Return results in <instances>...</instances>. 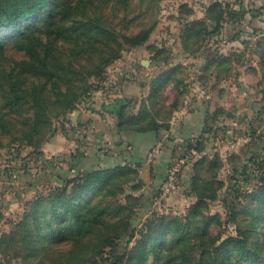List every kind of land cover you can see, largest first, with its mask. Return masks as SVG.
<instances>
[{
    "label": "trees",
    "instance_id": "1",
    "mask_svg": "<svg viewBox=\"0 0 264 264\" xmlns=\"http://www.w3.org/2000/svg\"><path fill=\"white\" fill-rule=\"evenodd\" d=\"M111 1L0 0V37L6 38L0 42V120L7 114L2 109L18 112L28 104L33 110V124L36 127L47 124L51 94H64L68 89L65 81H77L74 70L76 65L82 63L80 58L88 57L86 61L91 62L90 66L96 72L119 55L123 42L133 45L147 41L152 25L132 35H123L114 28L106 10ZM115 2L121 4V0ZM226 12L231 16H243L241 12L216 0L208 6L204 19L188 21L186 50L198 51L202 43L196 42L205 41L208 36L219 32ZM207 19L215 23V29L209 26ZM6 28L12 30L15 47L24 52L27 58L17 60L6 55L8 37L2 31ZM87 41L93 51L85 52ZM256 48L262 73L260 84H264V34L257 39ZM240 59L241 54L236 52L229 56L221 54L213 57L206 69L215 63L218 69L229 70L227 65L230 61ZM95 60L96 64L93 63ZM4 62H7L5 68L1 69ZM156 89L157 86L150 91V97ZM72 103L69 102V105ZM118 116L122 120L121 128L125 125L130 130L146 131L160 127L159 119L150 116L145 105L135 115L122 110ZM0 126L4 129L3 124L0 123ZM186 147L187 150L197 149L199 153L203 149L200 142L189 143ZM190 164H193L192 188L199 197L197 202L188 208L184 216H161L156 213L146 216L141 229L138 221L143 212H138L128 203H119L117 197L124 193V184L134 182L139 177L137 167L119 164L113 167L99 165L89 170L78 168L77 175L64 178V184L50 193H58L62 188L66 192L65 186L72 184L73 178L82 171L96 173L103 182L83 200L63 199L56 194L48 196L47 202L45 197L34 202L19 226L18 234L26 251L24 256L34 261L43 253L44 258L52 264H98L97 256H102L103 247L109 244L115 246L117 252L128 253L125 256L128 264H149V257L153 258L150 264H264V184L251 195L255 206L242 205L240 210H236V204L227 202L231 218L237 223L238 234L223 238L220 234L212 233L210 227L214 222H220L219 215H207L202 210L206 203L204 199L216 195L212 189L214 181L211 180L215 179L212 177L215 173L211 171L219 168L220 161L203 156L187 166ZM204 170L210 172L211 177H204ZM131 173L134 175L131 176ZM261 182L264 183V176ZM140 186L137 180L133 183V190ZM157 192L151 196V205ZM141 197L126 194L125 199L134 201L139 207L144 205ZM150 211L154 209L150 208ZM49 214L52 217L60 214L70 216L75 224L73 233L64 238L55 237L51 228L43 227ZM121 214L126 216L109 220V217L115 218ZM240 214L243 217L237 220ZM94 236L98 238L92 244ZM133 240L135 245L128 250ZM62 243H69V249H60ZM199 250L201 254L198 256ZM120 262L122 260L114 261ZM36 264L40 262L36 261Z\"/></svg>",
    "mask_w": 264,
    "mask_h": 264
},
{
    "label": "rangeland",
    "instance_id": "2",
    "mask_svg": "<svg viewBox=\"0 0 264 264\" xmlns=\"http://www.w3.org/2000/svg\"><path fill=\"white\" fill-rule=\"evenodd\" d=\"M209 2L211 4V0H121V4L119 2L116 4L115 0L111 1L110 7L106 10L110 14L114 28L123 35H132L152 25L147 41L133 45L123 42L119 55L110 64L96 72L90 66L91 62L86 61L88 57L80 58L82 63L77 62L80 66L76 65L74 70L77 81H65L68 88L66 93L51 94L50 108L46 116L48 123L45 125L36 127L33 124V110L28 104L18 112L9 111L7 108L2 109L7 114L3 120H0L4 127L3 129L0 126V228L3 229V236L0 237V264H32L33 260L24 256L26 251L23 249L21 235L18 234L25 214L31 210L34 202L44 198L45 194L56 187L62 186L64 178L77 175L79 164L76 158L86 156V150H84L86 127L83 124H76V120L72 119L76 112L104 110L103 105L106 101L116 94L124 93L122 85H128L133 81L136 82L130 84L133 88L140 87L142 83L148 92L146 99L144 98L140 104L145 105V109L153 118L167 122L174 110L183 104L186 92L193 88L192 78H194L192 77L193 67L189 65L190 63H186L188 53L186 52V23L200 17ZM190 9L192 11L188 12L187 10ZM2 31L8 37L5 43L6 55L17 60L27 58L24 52L15 47L12 30L6 28ZM209 38L196 44H206ZM85 46V52L93 51L88 41ZM140 59L148 60L150 63L142 64ZM245 60L251 62L248 57ZM95 62L96 60L93 61ZM5 63L7 62L3 63L1 69L5 68ZM214 80L213 77L207 82L201 81L200 84L216 92L227 90L228 85L221 88L225 82ZM156 86L158 89L150 97V91ZM63 90L65 91L66 88L64 87ZM254 97L260 98L259 102L262 104L256 105L257 111L253 108L252 112L255 115H251L253 113L250 115L257 116L259 122L258 115L264 111V91L250 98L244 97V100L248 99L252 104L257 102L254 101ZM1 102L0 96V104ZM69 102L73 103L69 105ZM133 106L136 104L128 109L127 114L136 111ZM231 108L236 112V109ZM240 130L243 134L239 132V135H247L251 139L249 142L253 150L249 153L243 151V147L249 144L244 143L235 151L225 150L222 152L224 155L218 152L210 155L201 153L194 159L206 156L209 159L218 158L220 161L219 168L211 171L215 173L212 174L215 179L211 180L214 181L212 189L216 195L214 198L204 199L206 203L203 204L202 210L207 215H219L220 222H214L210 227L212 233L220 234L223 238L238 234L237 223L231 218V209L227 202L236 204V210H240L242 205L255 206L256 202L252 200L251 195L264 184L261 182L264 176V124L257 123L256 129L243 125ZM215 134L228 140L223 129L216 131ZM77 142H81L79 144L83 145L82 149L73 145ZM103 144V141H99L100 150H106ZM245 160L247 162L244 164ZM205 169H208L207 166ZM202 173L206 178L211 177V173L206 170ZM133 175L131 173V176ZM192 179L193 164L191 182L186 186V192L185 189L181 190L182 194L192 198L184 211H174L168 199L157 206L153 205L152 200L151 205V196L146 199L144 194L138 193L139 189L133 190V183L137 182L138 178L134 182L132 180L124 184V193L117 197L119 203H128L130 207L138 209V212H143L138 221L141 229L146 216H151L153 213L161 216L187 214L188 208L199 199L193 191ZM182 183L183 174L180 186L174 194L180 190ZM126 194L142 196L144 205L138 207L139 204L136 205L134 201H126ZM150 208L154 211L151 212ZM125 216L126 214H121L119 217H109V220L115 221ZM242 217L243 215L240 214L237 220ZM97 238L94 236L91 243L93 244ZM134 245L133 240L128 250ZM69 246V243H62L59 248L67 250ZM127 254V252H117L115 246L108 244L103 247L102 256H97V261L98 264H118L114 263L118 259L122 260L121 264H128ZM197 254L199 256L201 251H197ZM148 260L150 264L153 258L149 257ZM84 264L94 263L85 262Z\"/></svg>",
    "mask_w": 264,
    "mask_h": 264
},
{
    "label": "crops",
    "instance_id": "3",
    "mask_svg": "<svg viewBox=\"0 0 264 264\" xmlns=\"http://www.w3.org/2000/svg\"><path fill=\"white\" fill-rule=\"evenodd\" d=\"M213 1L216 0H211V3ZM219 1L229 5L230 9L241 12L243 16L238 17L236 14L231 16L226 12V19L219 32L207 37V39L210 37V41L202 43L196 52L186 50L188 52L186 63L193 67V88L186 92L183 104L174 110L170 120L167 122L159 120L158 129L136 131L125 128V125L122 126L124 129L121 128L122 120L120 121L118 113L105 110L104 105L102 111H80L73 119L76 120V124H83L86 127L84 146L86 156L76 158L79 169L95 168L99 165L113 167L119 164H132L139 172L138 181L141 186L138 193L144 194L148 199L165 179L172 158L176 153L180 154L187 150L186 145L189 143L200 142L203 146L200 154L205 155L217 152L224 155L222 152L225 150L235 151L244 143H249L243 147L245 153L253 150L249 142L251 139L248 137H244L243 140H236L233 137L236 133L239 135V132L243 134L240 130L243 125L256 129L259 123L257 116L251 115H255L252 112L253 108L256 109V105L262 104L259 102L260 98L254 97V101L257 102L251 104L248 99L244 100V97L250 98L264 91V84H260L262 73L256 48L257 39L264 34V0H232L231 3V0ZM209 4H206L205 12L194 19H204ZM192 14L193 12L190 16ZM207 20L209 26L215 29V23ZM234 52L241 54V59L231 60L227 65L229 70L218 69L215 63L206 69L207 63L213 57L221 54L229 56ZM247 57L251 62L245 60ZM140 62L144 64V59H140ZM213 77L215 82H225L221 88L228 85L227 90L216 92L200 84L201 81L207 82ZM130 84L122 85L125 92L112 96L106 103L124 98L127 100V106L122 109L124 113H127L133 104H136L133 106L136 111L131 114L137 113L148 92L142 83L137 88ZM231 107L233 110L236 109V112L232 111ZM221 129L228 139L225 143L217 141L218 134L215 132ZM99 141L104 142L106 150H100ZM79 143L81 144L77 142V145L74 143L73 145L82 149L83 145L80 146ZM155 149L158 151H154ZM191 173L192 164L184 169L180 190L168 198L174 211H184L192 200L190 196L181 193L182 189L186 192V186L191 182Z\"/></svg>",
    "mask_w": 264,
    "mask_h": 264
},
{
    "label": "clouds",
    "instance_id": "4",
    "mask_svg": "<svg viewBox=\"0 0 264 264\" xmlns=\"http://www.w3.org/2000/svg\"><path fill=\"white\" fill-rule=\"evenodd\" d=\"M102 179L96 173H88L82 171L79 176L73 178L72 184L66 185L67 191L62 188L58 193H47L45 194V201L47 202V197L50 195L58 194L63 199L75 200L77 198L86 199L89 196V193L95 191V187H99L102 183ZM44 228H51L52 234L57 238L68 237L73 233L75 228L74 221L70 216H65L60 214L58 216L52 217L49 214L48 220L43 224ZM3 236V229L0 228V237ZM36 261H39L40 264H50L44 258V254L41 253L40 256L36 257V260L32 261V264H36Z\"/></svg>",
    "mask_w": 264,
    "mask_h": 264
},
{
    "label": "built area",
    "instance_id": "5",
    "mask_svg": "<svg viewBox=\"0 0 264 264\" xmlns=\"http://www.w3.org/2000/svg\"><path fill=\"white\" fill-rule=\"evenodd\" d=\"M258 118L259 123L264 124V111L260 113ZM244 137L247 136H239L236 133L233 138L236 140H243ZM217 141L219 143H224L225 139H223L222 137H217ZM154 151H158V149H155ZM199 154L200 153L197 149H189L172 158L168 166L165 179L161 183L158 192L153 197L154 206L162 204L164 200L168 199L171 195L176 192V190L180 186L182 174L184 172L185 167L188 163L192 162L196 156L198 157Z\"/></svg>",
    "mask_w": 264,
    "mask_h": 264
},
{
    "label": "water",
    "instance_id": "6",
    "mask_svg": "<svg viewBox=\"0 0 264 264\" xmlns=\"http://www.w3.org/2000/svg\"><path fill=\"white\" fill-rule=\"evenodd\" d=\"M144 64H149L148 60H144ZM127 104V100L124 98H118L116 101H110L104 104V109L110 112L120 113L123 107ZM79 112H76L75 116L72 119H75L76 115Z\"/></svg>",
    "mask_w": 264,
    "mask_h": 264
},
{
    "label": "snow or ice",
    "instance_id": "7",
    "mask_svg": "<svg viewBox=\"0 0 264 264\" xmlns=\"http://www.w3.org/2000/svg\"><path fill=\"white\" fill-rule=\"evenodd\" d=\"M4 39H6L5 37H0V42H2Z\"/></svg>",
    "mask_w": 264,
    "mask_h": 264
}]
</instances>
